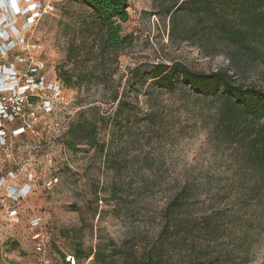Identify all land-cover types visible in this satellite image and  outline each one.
<instances>
[{"label":"rangeland","instance_id":"1","mask_svg":"<svg viewBox=\"0 0 264 264\" xmlns=\"http://www.w3.org/2000/svg\"><path fill=\"white\" fill-rule=\"evenodd\" d=\"M11 1L0 0V18L9 17ZM181 1L129 0L128 20L121 24L127 45L114 58L102 50L100 24L80 0H15L18 10L31 6L28 14L35 18L21 31L26 44L16 49L25 65L41 64L39 76L53 85L59 72L70 71L77 87L61 83L54 92L59 96L50 98L51 112L35 108L33 130L0 148V264H65L62 255H72L75 243L86 252L99 247L111 264H133V254L149 251L161 264H195L207 245L230 252L228 264H264V231L255 228L263 220L259 200L250 201L248 179L220 142L209 138L211 120L206 129L199 106L185 104L181 92L148 90L146 79L136 86L132 111L124 112V127L96 131L93 149L85 142L77 151L68 146L71 124L112 116L110 91L152 65L182 63L202 72L229 65L222 55L181 42V16L172 21ZM10 16L17 28L24 24L26 15ZM244 82L264 88V59ZM185 181L197 190L193 214L199 231L186 232L183 242L181 213L176 230L164 234L160 214ZM222 208L223 236L213 246L200 231L202 219ZM78 264L95 263L90 257Z\"/></svg>","mask_w":264,"mask_h":264},{"label":"trees","instance_id":"2","mask_svg":"<svg viewBox=\"0 0 264 264\" xmlns=\"http://www.w3.org/2000/svg\"><path fill=\"white\" fill-rule=\"evenodd\" d=\"M80 2L92 11L100 24L102 50L108 57L117 58L127 45V37L121 35V24L128 20L129 0ZM172 11L173 23L177 24L181 16V42H193L208 55H222L229 65L213 72L192 70L182 63L152 65L144 76L133 82L128 78L123 88L110 91V100L116 103L112 116L84 118L70 125L67 130L69 149L77 151L76 146L81 142L93 149L98 144L96 131H116L124 127V112L132 111L136 86L146 79L151 82L148 90L170 94L181 92L185 104L199 106V119L206 129V120H211L208 123L209 138L220 142L233 160L236 171L248 179L244 186L250 201L259 200L257 206L263 219L255 228L264 231V88L244 82L246 73L264 59V0H182ZM83 78L87 79L89 75ZM57 79L59 84L77 87V78L70 71L59 72ZM203 109L207 113H201ZM147 116L151 122V114ZM196 201V188L185 181L181 191L173 195L161 211V233L176 230L180 213L181 241L185 242L186 232L199 231L198 218L193 214ZM225 219L223 208L215 209L202 219L200 231L214 243L213 246H219ZM133 256V264L162 262V258L154 257L152 251L137 252ZM66 257L62 255L65 264H78L90 257L95 264H111L101 255L99 247L86 252L80 243H75L73 254ZM229 257L230 252L207 245L204 255L195 264H228ZM235 264H244V261Z\"/></svg>","mask_w":264,"mask_h":264},{"label":"built area","instance_id":"3","mask_svg":"<svg viewBox=\"0 0 264 264\" xmlns=\"http://www.w3.org/2000/svg\"><path fill=\"white\" fill-rule=\"evenodd\" d=\"M12 1L13 12L10 9V14L13 16L14 13L15 18L26 15V18L24 26L19 28L15 26L14 19L8 12L9 17L6 20L0 18V148L7 147L10 137H20L33 130L31 120L35 108L42 107L47 109L46 113L51 112L50 98L54 95L58 97L54 92L62 89L59 83H45L42 76H39L43 66H26L22 54L16 51L18 47L26 44V36H22L21 31L28 23H33L35 18L32 13L28 14L33 10L31 6L18 12L15 0ZM10 214L14 217L16 211H10Z\"/></svg>","mask_w":264,"mask_h":264},{"label":"bare ground","instance_id":"4","mask_svg":"<svg viewBox=\"0 0 264 264\" xmlns=\"http://www.w3.org/2000/svg\"><path fill=\"white\" fill-rule=\"evenodd\" d=\"M12 2H13V1H11L10 5L12 4ZM14 2H15V1H14ZM10 5H9V7H8L7 9H10ZM18 8H19V7H18ZM20 10H22V9H20ZM20 10H18V12H19ZM13 16H15V15L13 14Z\"/></svg>","mask_w":264,"mask_h":264}]
</instances>
